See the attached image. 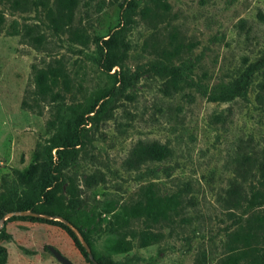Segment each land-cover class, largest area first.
<instances>
[{
	"label": "rangeland",
	"instance_id": "obj_1",
	"mask_svg": "<svg viewBox=\"0 0 264 264\" xmlns=\"http://www.w3.org/2000/svg\"><path fill=\"white\" fill-rule=\"evenodd\" d=\"M56 2L0 0V264H63L48 246L94 264L41 204L107 264H233L236 247L238 264H264V200H245L251 183L264 192V0H74L55 34ZM236 78L240 95L209 99ZM151 196L165 214L116 217Z\"/></svg>",
	"mask_w": 264,
	"mask_h": 264
},
{
	"label": "trees",
	"instance_id": "obj_2",
	"mask_svg": "<svg viewBox=\"0 0 264 264\" xmlns=\"http://www.w3.org/2000/svg\"><path fill=\"white\" fill-rule=\"evenodd\" d=\"M73 5H74V0H57L56 2V8L55 11L52 9L49 12V19H50V27L52 31L57 34L60 29L63 27V25H67L71 21L72 17V10H73ZM68 21V23H66ZM122 28H119L114 31V33L109 36L108 38L104 39L102 41V47L105 51V62L107 64V68H111L115 65H118V59L120 57L119 54V46H120V35H121ZM37 34V33H35ZM26 35L27 36H32L34 35V27L33 26H27L26 29ZM37 36H42L37 34ZM158 70L160 72H163L165 74L171 75V81H175L176 77L179 75L178 68L175 66H172L168 63L160 64L158 67ZM241 94V86H240V79H233L229 84L227 85H222L221 88L217 91H214L211 93L209 96V99L212 101H218V102H226L234 99L237 95ZM102 99V98H101ZM100 99V100H101ZM257 99L263 100L264 96L262 94H257ZM106 100H103L100 105L98 106L97 104L92 105L87 111L82 112V113H75L72 121H70V125H73V131H69L68 134L64 135L63 137L60 138V143L58 142L56 146L60 147H70L76 144V142L80 141V132H79V127H82V125L86 124V114L93 113V115H88V116H95L98 112H100L104 106L106 105ZM98 106V108H97ZM144 153V150H135L133 154H131V159H139L140 156ZM261 184L264 186V157L263 161L261 162ZM251 187V193L249 197H246V203L248 206H252L255 204L259 198H262L264 200V192L256 185L253 183ZM45 198L51 200L53 198V195L50 193L48 190L45 193ZM261 200V199H260ZM164 201L161 200L160 198L151 196L148 201L146 202L145 205H140L139 207H131V208H125V212L123 214H119L116 217L124 219L125 215H131L135 216L137 215V212L143 211L147 214H151L153 217H158L160 215H163L166 213L165 207L161 205ZM163 206V207H162ZM24 211H26L28 208L27 207H22ZM39 214L46 215V216H54V215H59L63 217L66 221L69 222V224H65L61 221H57L58 224H60L62 227H64L71 238L73 239L74 244L76 247L79 248V250L84 254L88 255L87 251L85 250V247L83 246V243H86L88 247H90V241L88 235L80 228V226L74 222L70 217L58 213L54 209H52L49 206L46 205H40L38 209H35ZM70 226L74 227L77 232L73 231ZM78 233L81 235V239L78 236ZM246 250L236 247V252L233 254L229 255L227 257L228 261H232L233 264H238V260L244 256ZM97 264H107L106 262L101 261L100 259H95ZM93 263V261H92Z\"/></svg>",
	"mask_w": 264,
	"mask_h": 264
},
{
	"label": "water",
	"instance_id": "obj_3",
	"mask_svg": "<svg viewBox=\"0 0 264 264\" xmlns=\"http://www.w3.org/2000/svg\"><path fill=\"white\" fill-rule=\"evenodd\" d=\"M5 220V218H3ZM83 246L86 248V251L89 255V258L91 261H93L94 264H97L96 260L93 257L91 249L86 245V243H83ZM50 252L55 256L57 260H59L63 264H72L69 259H67L65 256H63L55 247L48 246Z\"/></svg>",
	"mask_w": 264,
	"mask_h": 264
}]
</instances>
